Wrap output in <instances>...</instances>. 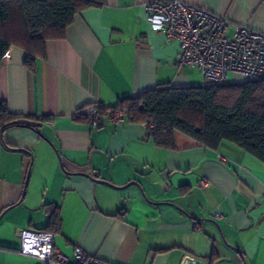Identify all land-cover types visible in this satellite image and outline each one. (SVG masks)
I'll list each match as a JSON object with an SVG mask.
<instances>
[{
	"label": "crops",
	"instance_id": "0c3cea01",
	"mask_svg": "<svg viewBox=\"0 0 264 264\" xmlns=\"http://www.w3.org/2000/svg\"><path fill=\"white\" fill-rule=\"evenodd\" d=\"M148 1L100 0L45 41L32 69L15 45L0 62V99L22 123L0 131V264H41L18 252L20 235L46 228L53 210L68 263L79 247L117 264H207L213 251L211 264H264L263 161L227 140L211 149L175 131L165 148L145 123L78 119L158 85L210 84L177 64L178 42L151 29ZM183 1L227 18L228 34L264 33V0Z\"/></svg>",
	"mask_w": 264,
	"mask_h": 264
},
{
	"label": "trees",
	"instance_id": "16d2710c",
	"mask_svg": "<svg viewBox=\"0 0 264 264\" xmlns=\"http://www.w3.org/2000/svg\"><path fill=\"white\" fill-rule=\"evenodd\" d=\"M100 3V0H0V62L9 47L15 45L25 50L23 63L32 69L35 57L44 55L47 39L63 38L79 11ZM108 108L124 112L129 121L145 123L158 146L173 148V134L180 131L211 149L227 140L264 162V76L199 87L158 85L136 97L119 99ZM20 118L0 99L1 132L22 125ZM86 118L87 113L78 117ZM58 226V211L53 210L43 230L54 233ZM215 256L213 251L207 264Z\"/></svg>",
	"mask_w": 264,
	"mask_h": 264
},
{
	"label": "built area",
	"instance_id": "2783aa9c",
	"mask_svg": "<svg viewBox=\"0 0 264 264\" xmlns=\"http://www.w3.org/2000/svg\"><path fill=\"white\" fill-rule=\"evenodd\" d=\"M152 30L167 40L178 42V65L196 67L210 83H231L234 79L257 80L264 76V33L248 25H237L227 34L224 16L183 0H150L144 4ZM126 114L98 105L87 111L92 128L105 121L119 124ZM205 179L200 181L203 186ZM55 235L44 230H23L18 252L37 258L41 264H67V258L54 249ZM75 264H117L92 256L81 248L73 251Z\"/></svg>",
	"mask_w": 264,
	"mask_h": 264
},
{
	"label": "water",
	"instance_id": "95a60500",
	"mask_svg": "<svg viewBox=\"0 0 264 264\" xmlns=\"http://www.w3.org/2000/svg\"><path fill=\"white\" fill-rule=\"evenodd\" d=\"M186 264H206V263L201 259L193 258L191 261L187 262Z\"/></svg>",
	"mask_w": 264,
	"mask_h": 264
},
{
	"label": "rangeland",
	"instance_id": "374dc122",
	"mask_svg": "<svg viewBox=\"0 0 264 264\" xmlns=\"http://www.w3.org/2000/svg\"><path fill=\"white\" fill-rule=\"evenodd\" d=\"M230 33V32H229ZM228 34V33H227ZM228 35H230V34H228ZM238 79V78H237ZM242 80V79H241Z\"/></svg>",
	"mask_w": 264,
	"mask_h": 264
}]
</instances>
